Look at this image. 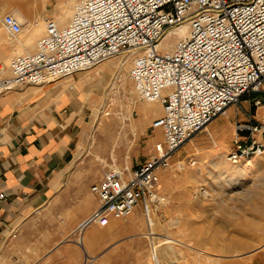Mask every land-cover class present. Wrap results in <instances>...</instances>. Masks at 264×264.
Wrapping results in <instances>:
<instances>
[{"label": "built area", "instance_id": "1", "mask_svg": "<svg viewBox=\"0 0 264 264\" xmlns=\"http://www.w3.org/2000/svg\"><path fill=\"white\" fill-rule=\"evenodd\" d=\"M182 22L186 37L160 48L165 31ZM0 25L10 36L21 30L10 12ZM120 53L130 61L128 78L137 98L161 105L150 127L159 128L162 139L134 167L107 168L90 185L97 204L79 229L128 216L136 205L144 215L161 204L159 171L172 153L228 107L239 106L244 95L264 93V0H77L67 24L44 18L35 50L10 58L0 92L50 83ZM244 116L233 125L230 161L264 151V121Z\"/></svg>", "mask_w": 264, "mask_h": 264}, {"label": "crops", "instance_id": "2", "mask_svg": "<svg viewBox=\"0 0 264 264\" xmlns=\"http://www.w3.org/2000/svg\"><path fill=\"white\" fill-rule=\"evenodd\" d=\"M76 1L0 0V13L7 10L28 26L26 33L16 37L0 25V78L10 74L12 56L35 50L44 18L67 24ZM116 67L117 62L100 63L90 73L76 72L50 83L0 92V192L4 195L0 264H148L150 249L149 261L160 264L162 240L171 239L156 237L161 239L159 249L151 246V236L141 231L144 218L139 205L128 216L79 229L97 204L96 194L89 189L97 180L89 174L63 172L73 158L86 101L90 106L89 94L99 102ZM230 108L223 117L212 119L207 131L219 129V120L224 125ZM144 111L146 115L149 110Z\"/></svg>", "mask_w": 264, "mask_h": 264}, {"label": "rangeland", "instance_id": "3", "mask_svg": "<svg viewBox=\"0 0 264 264\" xmlns=\"http://www.w3.org/2000/svg\"><path fill=\"white\" fill-rule=\"evenodd\" d=\"M18 10L27 13L23 7ZM6 12L2 11L0 17ZM27 28L22 25L16 37L26 33ZM186 33V26L168 31L162 38V43H166L163 47H170L177 38L175 34ZM167 34L170 35L166 38ZM123 58L126 67L109 76L102 100L98 102L89 94L90 106L86 101V117L76 137L77 151L75 154L72 150L73 158L63 172L89 174L96 181L107 168L134 167L153 152L155 142L161 141L160 129L150 127L151 121L162 114L161 105L141 102L133 93L128 58L120 53L102 63H119ZM93 69L85 68L78 73H90ZM244 97L238 103L240 107H229L231 113L224 125L219 120L216 131L207 128L197 131L172 153L168 165L160 170L158 188L167 203L149 210L156 237L171 239L162 240L160 264H264V151L235 161L226 156L232 147L234 122H242L244 112L264 121V93L252 92ZM256 98L260 104L254 105L252 100ZM144 110H149L147 116ZM218 169L222 173L216 177ZM192 173H197V177ZM202 188L209 192L208 197L198 193ZM142 217L141 231L147 234L148 220L143 214ZM160 240H151V246L156 244L158 250ZM150 252L151 249L147 263L153 264L149 261Z\"/></svg>", "mask_w": 264, "mask_h": 264}, {"label": "bare ground", "instance_id": "4", "mask_svg": "<svg viewBox=\"0 0 264 264\" xmlns=\"http://www.w3.org/2000/svg\"><path fill=\"white\" fill-rule=\"evenodd\" d=\"M72 11H73V7H72ZM15 17V16H14ZM16 18V17H15ZM17 19V18H16ZM57 20V19H56ZM57 23H58V25L59 26H61L60 25V23L58 22V20H57ZM22 26V25H21ZM187 27V32H188V25H187V23L186 22H182V23H180L179 25H177V26H174V27H172V28H169L168 30H166L165 31V33L163 34V36H162V38L164 37V35L168 32V31H175V30H177V29H179V30H181L183 27ZM21 31V30H20ZM20 31H19V33H20ZM19 33H17L16 35H14V36H17ZM184 34V33H183ZM170 34H167L166 35V38L169 36ZM186 35H187V33H186ZM186 35L185 36H180L179 34H175V36L177 37V38H175V41L177 40V39H179V38H184V37H186ZM162 38L160 39V41H159V47L160 48H163V49H170L171 48V46L173 45V43L172 44H170V47L169 48H166V47H163V46H165V44L166 43H162ZM161 43H162V46H161ZM112 57H115V56H108V57H106V58H104V59H102V60H100V61H98V62H96V64H93V65H91V66H88L87 68H90V67H95L96 65H99L100 63H102L103 61H105V60H107V59H109V58H112ZM125 59L123 58L119 63H117V67H116V69L117 70H120V72L121 71H124V68L126 67V60L124 61ZM125 64V65H124ZM83 70V69H82ZM82 70H77V71H75V72H78V71H82ZM75 72H72V73H70V74H68V75H71V74H73V73H75ZM119 72V73H120ZM68 75H66V76H68ZM63 77H65V76H63ZM63 77H61V78H63ZM122 77V76H121ZM120 77V78H121ZM61 78H58V79H56L55 81H57V80H59V79H61ZM133 89V88H132ZM133 93H134V91H133ZM103 97V96H102ZM102 100V98L101 99H99V102ZM141 102H144V103H159V101L158 100H153V101H145V100H141ZM158 107V106H157ZM229 108V107H228ZM226 112V111H225ZM225 114V113H224ZM206 128V127H205ZM204 128V129H205ZM157 129V128H156ZM224 139V138H223ZM223 139H222V141H223ZM116 146H117V142L116 143H114V147H113V151H112V155H113V157H114V153H115V151H114V149L116 148ZM216 156H217V160L220 158V156H219V154L217 153L216 154ZM240 166V165H239ZM230 168H232V166H229V169ZM183 169V168H182ZM195 171L197 170V169H194ZM193 170V171H194ZM226 171V170H225ZM229 171V170H228ZM159 173H161L160 171H159ZM222 172H220V169H218V173L216 172V177L219 175V174H221ZM161 175L162 174H160V176H159V180H160V177H161ZM192 176L193 177H197V173H192ZM221 176V175H220ZM241 177V176H240ZM242 181V180H241ZM198 193H200L203 197H208L209 196V192L206 190V189H204V188H202V189H200V190H198ZM205 199V198H204ZM167 202H166V200H165V198H163V200H161V204H162V206H164L165 204H166ZM149 210H150V208H149ZM149 210L146 212V214H144L145 215V218L148 220V221H146V224H147V226H148V230H149V235L151 236V238H152V240L154 239H158V238H156V235L154 234V232H153V222H152V219H151V217H150V213H149ZM155 252V247H154V250H153V256H154V258H155V256H156V252ZM152 253V252H151ZM156 263V262H155Z\"/></svg>", "mask_w": 264, "mask_h": 264}]
</instances>
